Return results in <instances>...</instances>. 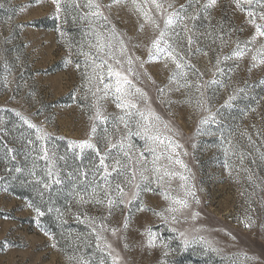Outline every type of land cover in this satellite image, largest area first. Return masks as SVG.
I'll list each match as a JSON object with an SVG mask.
<instances>
[{"label":"rangeland","instance_id":"1","mask_svg":"<svg viewBox=\"0 0 264 264\" xmlns=\"http://www.w3.org/2000/svg\"><path fill=\"white\" fill-rule=\"evenodd\" d=\"M86 2L60 0L57 14L52 0H0V264H112L106 243L126 264H254L244 259L245 253L264 261V229H246L241 223L246 216L264 222V66L252 67L248 53L242 59L223 61L219 65L223 75L214 76L217 57L231 56L236 42L253 34L246 14L235 10L231 0H219L217 7L189 22L194 41L190 50L185 34L180 43L173 37L185 61L203 73L198 77L185 69L190 81L218 79L224 84L203 89L207 103L202 110L196 107L199 93L194 84L168 90L177 87L169 81L178 71L174 63L148 60L151 26L146 24L139 31L138 17L127 6L104 9L110 25L124 37L128 55L145 62L137 70L148 75L136 83L147 93L148 106L170 122L174 139L183 145L177 151L188 170L171 167L195 186L200 203L192 202L190 211L199 215L195 221L178 216L173 224L170 218L169 223L163 222L153 211H137L141 206L156 212L167 207L161 186L155 182L153 191L143 192L139 200L114 209L110 216L105 206L78 203L74 195L103 186L99 161L103 157L111 166L122 158L118 149L110 148L109 138L117 142L125 133L123 125L117 132L111 119L120 114L113 98L98 99L102 92L93 97L95 84L87 80L91 59L85 53L93 59L96 55L91 47L95 43L92 26L103 22L84 18L89 11L83 6ZM98 2L109 5L111 0ZM189 2L193 6L186 10L192 15L198 7L196 0H175L177 6ZM221 26L226 33L223 41L217 38ZM158 88L164 89L163 95ZM230 96L234 98L226 104ZM95 103L109 116L108 121L93 119ZM205 117L208 123L200 124ZM37 128L47 133L43 141L37 138ZM131 131L133 152H144L151 161L145 140L135 135L134 124ZM85 140L94 147L81 151L74 146ZM42 146L48 149L50 160L42 158ZM145 166L152 167L151 163ZM107 179L115 185L122 177L113 172ZM182 183L177 176L164 187L173 196H183ZM36 208L42 216H37ZM125 215L130 217L128 229L121 228ZM90 218H95L96 232ZM101 224L108 230L102 231ZM147 227L158 234L154 248L147 246ZM173 227L178 231H172ZM112 228L121 229L120 239L111 234ZM185 230L191 232L187 245L179 235ZM98 233L104 237L99 247ZM199 236L214 241L219 251L198 242ZM161 239L167 248L160 246Z\"/></svg>","mask_w":264,"mask_h":264},{"label":"snow or ice","instance_id":"2","mask_svg":"<svg viewBox=\"0 0 264 264\" xmlns=\"http://www.w3.org/2000/svg\"><path fill=\"white\" fill-rule=\"evenodd\" d=\"M55 5V11L58 14L61 11L60 0H52ZM235 10L245 13L248 19V23L254 28L253 34L245 41H237L235 48L232 51L231 56H224L223 60L217 57L215 61V75H223L224 70L219 67L223 61H228L233 58L242 59L251 53L252 67L264 66V0H231ZM198 7L194 10L192 15H189L186 8H191L193 5L191 2L187 4H180L177 6L175 0H111L109 5H101L98 0H87L83 5L89 11L85 13V19H95L99 23L98 26L94 24L93 32L95 36V43L91 44V47L96 50L95 58L93 59L90 54L85 53V56L91 59L90 72L87 74V80L89 84H95L96 91L92 92L93 97H96L97 92H102L103 97L111 96L115 107L120 110L119 115L111 117L115 121V130L120 131V125H123L125 133L121 135V138L117 142H112L109 138V146L112 149H118L119 154H122V158L115 159L113 165L109 166L105 163V158H101L99 161L100 168L103 169L104 184L103 186L94 187L91 192L87 189L84 190V194L76 192L74 195L77 198V202L81 204L94 203L96 205L105 206L108 211V215L112 214V211L117 208L126 207L135 200H139L143 192H151L153 188L152 183L161 186V195L168 201V205L160 212H156L147 206H141L137 209L139 212L153 211L154 215L162 218L163 222L175 224L178 222L177 217L183 216L186 219L195 221L199 215L197 212L190 211L191 203H200L199 198L194 190V185L190 183V178L172 169V165H179L181 168L188 170L187 165L182 159L179 158L177 149L183 147L178 140L174 139L173 127L170 122L162 120V118L148 106L147 93L136 83L141 79V76L148 75L145 72L138 71L137 68H144V61L139 57H133L128 55V46L124 37L116 30L115 25H110L108 16L105 14V8H111L114 5H123L129 7L138 17V30L143 31L145 25H150L153 30V37L150 39L148 47V60H161L171 61L175 64L178 71L174 72L170 77V83L175 82L177 87L175 89L169 88V91H179L181 88H189L195 85L197 93H199V99L196 101V107L206 110L205 104L207 100L205 98L204 88L217 84L221 87L224 86L223 82L218 79H212L209 81L200 82L199 80L193 82L188 79L189 72L185 69L191 70L194 75L203 76L190 61H185L183 55H181L176 46L173 43V37L176 43L181 42V35H184L185 45L191 49L193 45V37L191 29H189V22L195 21L199 14H207L210 9L218 6L219 0H205L204 3H200V0H196ZM80 7V4H76ZM259 9V10H256ZM194 27V25H193ZM179 29V31H177ZM224 33L223 26L220 28L218 34L219 39L223 41ZM212 35V33H208ZM258 45V46H256ZM254 46V47H252ZM199 51V49H197ZM207 55V53H204ZM70 63V61H69ZM80 67L79 64L76 65ZM167 67V63H165ZM250 70V69H249ZM151 79V77H149ZM107 81V82H106ZM183 81V83H181ZM154 83V81H153ZM264 83V81H262ZM102 85V87H100ZM158 91L163 95L164 89L158 88ZM242 91V89H241ZM234 97L230 96L225 103H229ZM163 102V101H162ZM169 103L171 101H168ZM191 102V99H189ZM144 104L145 107H140ZM95 108V114L93 119L108 121L109 116L105 115L102 111V107L99 103L93 104ZM17 115H20L17 113ZM211 115V114H210ZM21 119H24L21 116ZM208 117L201 119L200 124L208 123ZM29 124V127L36 128V125L30 124L29 121L24 120ZM134 124L137 131L135 135L141 136L145 140V151L151 154L152 159L148 161L144 152L134 153L133 145L130 143V136L133 134L131 131V125ZM95 128H93V132ZM259 134V133H258ZM47 133L42 128H37V138L41 141L45 139ZM251 140V137L249 136ZM31 143V141H30ZM81 149L92 148L94 145L88 141H81L75 144ZM43 159L50 160L49 152L47 148L42 146ZM187 153H185L186 155ZM62 159V157H61ZM123 161V162H122ZM243 161V157H241ZM151 163L152 167L149 169L145 165ZM111 168V171H109ZM17 172L21 169L17 168ZM190 171V170H189ZM116 173L117 177H122L119 183L113 185L107 178L112 173ZM151 173V175H149ZM34 174V173H33ZM48 176L52 175L51 169H49ZM179 176V179L183 181L180 187L183 189V196H173L166 184H170L172 178ZM249 180L252 176L249 175ZM43 183L42 180L38 181ZM55 183H60L59 179L55 180ZM123 185V186H122ZM49 185L44 183V188L47 189ZM127 189V190H126ZM102 196V198H100ZM87 197V199H86ZM191 198V200L189 199ZM37 216H42L43 213L39 208L35 209ZM51 211V209H49ZM93 225L92 231L96 232L95 218H90ZM104 219V218H102ZM130 217L125 215L121 228L128 229ZM241 223L246 229H264V222H257L252 216H246ZM102 231L108 230L104 224L100 225ZM111 234L114 237L120 239L118 235L121 229L112 228ZM172 231H178L175 227ZM192 231H199L198 229H192ZM147 237L146 243L149 248L157 246L158 234L153 232L151 227H147L144 232ZM185 245L190 243L189 237L191 232L188 230L179 232ZM229 235H231L229 233ZM97 247L99 242L104 239L99 233L96 236ZM235 240V237H232ZM198 242L203 243L211 251L218 252L219 249L214 246L215 242L206 239L204 236L198 237ZM55 245H53L54 247ZM160 246L167 248L168 244L164 240H160ZM127 247V244L124 245ZM106 248L109 249L108 256L112 260V264H126L125 259L115 252L111 244L106 243ZM115 253V254H114ZM246 261H254V264H264V261L257 260L255 257H250L246 253L243 254ZM87 264V261L84 262Z\"/></svg>","mask_w":264,"mask_h":264}]
</instances>
